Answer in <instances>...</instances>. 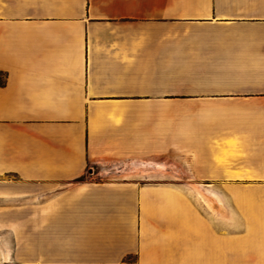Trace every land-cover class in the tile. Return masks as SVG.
<instances>
[{
    "label": "crops",
    "instance_id": "1",
    "mask_svg": "<svg viewBox=\"0 0 264 264\" xmlns=\"http://www.w3.org/2000/svg\"><path fill=\"white\" fill-rule=\"evenodd\" d=\"M0 72V264H264V0H0Z\"/></svg>",
    "mask_w": 264,
    "mask_h": 264
},
{
    "label": "trees",
    "instance_id": "2",
    "mask_svg": "<svg viewBox=\"0 0 264 264\" xmlns=\"http://www.w3.org/2000/svg\"><path fill=\"white\" fill-rule=\"evenodd\" d=\"M2 79H3V74L2 72H0V83L2 82Z\"/></svg>",
    "mask_w": 264,
    "mask_h": 264
},
{
    "label": "rangeland",
    "instance_id": "3",
    "mask_svg": "<svg viewBox=\"0 0 264 264\" xmlns=\"http://www.w3.org/2000/svg\"><path fill=\"white\" fill-rule=\"evenodd\" d=\"M170 182H173V180H172V181H170Z\"/></svg>",
    "mask_w": 264,
    "mask_h": 264
}]
</instances>
